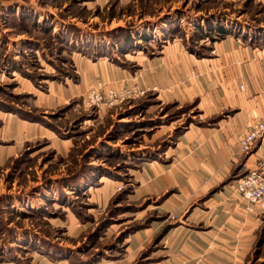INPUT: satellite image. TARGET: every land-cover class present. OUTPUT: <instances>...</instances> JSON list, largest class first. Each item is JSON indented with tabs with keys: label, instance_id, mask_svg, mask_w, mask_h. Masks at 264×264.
<instances>
[{
	"label": "rangeland",
	"instance_id": "374dc122",
	"mask_svg": "<svg viewBox=\"0 0 264 264\" xmlns=\"http://www.w3.org/2000/svg\"><path fill=\"white\" fill-rule=\"evenodd\" d=\"M261 21L264 0H0V264H264L236 191L255 160L214 178L201 145L230 83L199 66ZM105 81L149 91L87 106Z\"/></svg>",
	"mask_w": 264,
	"mask_h": 264
},
{
	"label": "crops",
	"instance_id": "0c3cea01",
	"mask_svg": "<svg viewBox=\"0 0 264 264\" xmlns=\"http://www.w3.org/2000/svg\"><path fill=\"white\" fill-rule=\"evenodd\" d=\"M259 36L251 34L249 38L252 43H245L240 37L228 35L219 45L225 48L218 56L211 59V62L199 63L201 71L204 69L210 80L217 81L215 77L223 76L224 80L230 83L229 91L224 96L219 94L224 91H217L218 98L235 105L238 108L235 117L207 127L201 145L206 146V155L211 162L219 163L218 168L212 165L210 175L214 178H221L219 169L224 163L236 158H243L245 166L249 168L253 161L261 154L259 144L250 153H239L240 139L253 125L264 121V24L263 21L255 27ZM256 33V32H253ZM227 66H232L228 72ZM203 67V68H202ZM226 71V72H225ZM198 73V71H197ZM193 73L191 79L200 75ZM193 79V80H195ZM106 82V81H105ZM109 86H121L118 82H106ZM243 85L245 90L240 91L239 86ZM214 95L210 99H213ZM216 104V103H212ZM255 164V163H254ZM250 169V168H249ZM248 169V170H249ZM248 172V171H247ZM237 187V185H236ZM237 191V190H236ZM243 209L247 210L249 202L239 195ZM255 210L251 213H255ZM248 211V210H247ZM238 224V220L236 219ZM43 260V259H41ZM2 264H20L15 260L5 261Z\"/></svg>",
	"mask_w": 264,
	"mask_h": 264
},
{
	"label": "built area",
	"instance_id": "2783aa9c",
	"mask_svg": "<svg viewBox=\"0 0 264 264\" xmlns=\"http://www.w3.org/2000/svg\"><path fill=\"white\" fill-rule=\"evenodd\" d=\"M149 89L132 83L119 87L107 86L99 82L86 93L84 100L87 106L114 108L134 99L141 98ZM259 144L261 154L256 158L255 164L237 181V192L242 199L249 202L247 209L251 212L258 206L264 211V121L253 125L240 139L239 153H250ZM63 264H72L66 262Z\"/></svg>",
	"mask_w": 264,
	"mask_h": 264
},
{
	"label": "trees",
	"instance_id": "16d2710c",
	"mask_svg": "<svg viewBox=\"0 0 264 264\" xmlns=\"http://www.w3.org/2000/svg\"><path fill=\"white\" fill-rule=\"evenodd\" d=\"M222 32H225L223 29H222ZM222 32H220V34H222ZM72 264H78V263H74V262H71Z\"/></svg>",
	"mask_w": 264,
	"mask_h": 264
}]
</instances>
